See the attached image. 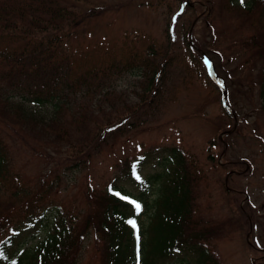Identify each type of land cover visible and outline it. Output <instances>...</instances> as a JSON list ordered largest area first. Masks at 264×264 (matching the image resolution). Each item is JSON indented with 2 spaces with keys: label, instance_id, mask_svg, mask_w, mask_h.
<instances>
[{
  "label": "trees",
  "instance_id": "1",
  "mask_svg": "<svg viewBox=\"0 0 264 264\" xmlns=\"http://www.w3.org/2000/svg\"><path fill=\"white\" fill-rule=\"evenodd\" d=\"M130 1L157 8L148 0ZM91 2L0 0V117L6 124L0 121L5 127L0 131V264H73L88 230L94 233L96 264H136L134 232L144 215L149 220L140 242L141 264H218L213 243L227 231L222 222L197 214L196 197L209 187L206 163L223 143L217 136L241 125L228 100L222 103L228 90L235 102L232 73L242 70L244 79L258 86L264 116V0H207L208 30L202 37L195 32L197 18H184L187 0L177 1L160 37L130 27L113 36L114 20L104 21L100 33L109 7ZM244 26L250 30L246 37ZM230 59L238 61L231 72ZM121 81L124 89L118 87ZM200 84L209 93L206 100L220 108L208 120L214 138L201 154L182 141L150 147L123 160L101 193L85 183L79 202L57 201L68 188L67 159H76L72 165L82 170L121 134L159 129L169 108ZM46 106L51 112L39 109ZM4 138L42 159L38 174L25 180L13 170ZM242 169L246 172L247 165ZM135 204L141 206L138 213ZM43 230L41 240L28 247Z\"/></svg>",
  "mask_w": 264,
  "mask_h": 264
},
{
  "label": "rangeland",
  "instance_id": "2",
  "mask_svg": "<svg viewBox=\"0 0 264 264\" xmlns=\"http://www.w3.org/2000/svg\"><path fill=\"white\" fill-rule=\"evenodd\" d=\"M101 1L109 9L99 22L100 33H103L104 21L114 20L113 28L110 31L113 36L118 34L120 30L130 27L134 30H142L151 36L160 37L161 29L169 12H174L178 5V0H148L149 3L154 2L157 5V8L154 9L149 6L137 7L130 3V0V2L128 0ZM215 1L218 4L220 2V0ZM126 2L128 6L123 7L122 5ZM187 2L189 10H185L184 18H190V20L197 18L194 21L195 32L198 37H202L203 34H207L208 30L205 25L206 14L208 13L207 0H187ZM97 3V0H92L90 5L95 7ZM211 17L212 14L209 18ZM224 20L228 23H234L226 18ZM241 32L243 37H246L250 30L248 26H244ZM227 55H229L228 51ZM209 57L211 58L210 55ZM237 63L238 61L230 59V65L226 67V70H230V72L236 70L234 65ZM258 66L259 63H256L255 67ZM232 78L236 89L232 91L231 97L235 102H231L229 90L223 93L226 98L222 101L227 102L228 100L229 104L233 106L236 116L240 118L241 125L237 128V123L230 130L226 129L228 134L225 135L224 132L226 131H224L217 136L223 143L218 144V149L212 152V161L206 163L210 172L208 176L209 187L203 193L197 194L196 202L199 208L196 211L197 214L203 215L205 220L222 222V226H225L223 229L227 231L226 236L214 242L219 264H264V116L261 115L258 86L244 79V71L242 70L236 76L235 73H232ZM129 82L127 81V83ZM124 83L125 81H121L118 87L124 89L122 85ZM206 90L202 88V84L191 87L181 96L179 102L171 106L162 117V125L160 124L159 129L121 134L120 136H125L119 138L116 144L93 157L85 169H77V166L72 165L76 159H67L66 164L71 163L65 178L68 188L58 194L57 201H66L73 197L79 202L78 191L85 183H88L86 186L90 189L94 188L97 193H101L104 191L106 183L118 171L123 160H131L142 150L150 147L158 145L178 146L182 141L184 143L182 145L186 149L201 154L206 149V143L214 138L212 137L214 128L208 120L215 118L220 112L215 100L212 102L206 100L209 95V93L205 95ZM129 99L135 101L132 96ZM229 107L231 108V106ZM39 109L46 113L51 112L52 107L46 106ZM236 121L237 119H235ZM4 130L5 127L0 125L1 133ZM107 130L110 131L112 128ZM106 135L110 137L111 132L106 133ZM229 136L233 137L230 138ZM4 140H9L10 158L14 162L13 170L20 171L25 180H29L38 174L44 165L42 159L35 157L34 152L32 153L18 141L12 142L10 138H4ZM27 140L32 143L31 138H27ZM102 141L104 143L110 142L111 138L102 139ZM231 162L238 164V166L234 165L233 167L230 165ZM214 163L219 166H213ZM246 165L248 169L245 172L242 168ZM230 170L233 171L230 172ZM226 188L229 191H226ZM3 194L6 193L1 192V195ZM155 195L156 191L153 190L148 198L149 204L154 201ZM241 212L247 219H243L241 215L238 216ZM237 219L241 221L240 224L237 223ZM147 220H149V215H144L140 219L141 227L138 225L141 242L145 237L144 226L148 223ZM224 221L229 222V224H225ZM44 234L43 230L32 243H38ZM86 235L83 242L79 244L73 264L97 263L94 251V233L88 230ZM30 244L28 246H31Z\"/></svg>",
  "mask_w": 264,
  "mask_h": 264
},
{
  "label": "snow or ice",
  "instance_id": "3",
  "mask_svg": "<svg viewBox=\"0 0 264 264\" xmlns=\"http://www.w3.org/2000/svg\"><path fill=\"white\" fill-rule=\"evenodd\" d=\"M244 0H241V3H243ZM207 64L208 62L205 61ZM135 209L137 213L140 211L141 206L139 204H135ZM130 223L133 225L134 228H136L135 221H130ZM140 235H139V229H137V235H136V241H137V254H136V264H141V258H140Z\"/></svg>",
  "mask_w": 264,
  "mask_h": 264
}]
</instances>
